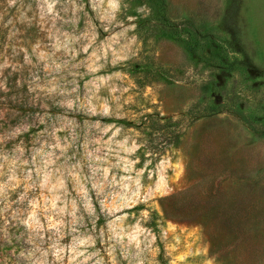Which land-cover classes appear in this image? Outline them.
Returning a JSON list of instances; mask_svg holds the SVG:
<instances>
[{"label": "rangeland", "instance_id": "obj_1", "mask_svg": "<svg viewBox=\"0 0 264 264\" xmlns=\"http://www.w3.org/2000/svg\"><path fill=\"white\" fill-rule=\"evenodd\" d=\"M166 15L240 28L259 90L146 0H0V264H264V0Z\"/></svg>", "mask_w": 264, "mask_h": 264}, {"label": "trees", "instance_id": "obj_2", "mask_svg": "<svg viewBox=\"0 0 264 264\" xmlns=\"http://www.w3.org/2000/svg\"><path fill=\"white\" fill-rule=\"evenodd\" d=\"M146 3L156 21L155 25H157L158 31L177 39L180 43H184L192 59L203 63L204 67L212 69L215 79L211 80L208 83V87H206V90L212 96L216 97L225 88L224 80H226V77H231V72H238L245 76L246 81L253 84L252 90H259L258 84L251 73L253 64L246 46L242 43L240 28L231 33L228 39L221 41L216 35L215 28L209 26L199 28L191 19L180 26L182 29L171 25L166 15L167 0H146ZM225 24L226 21L223 22L222 27ZM220 31L225 34L224 29ZM176 36L178 38H175ZM222 105L219 101L213 102L212 113L219 112ZM255 118L256 122H262L264 119V117L258 118V116H255ZM195 212H198V215H200L203 210L196 209L192 213ZM165 214L169 218L190 221L185 220L184 214L179 213V209H169L165 211Z\"/></svg>", "mask_w": 264, "mask_h": 264}]
</instances>
